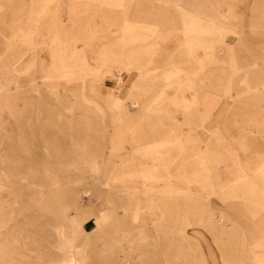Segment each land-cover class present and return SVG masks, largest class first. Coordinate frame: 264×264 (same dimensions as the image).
I'll list each match as a JSON object with an SVG mask.
<instances>
[{"label": "rangeland", "instance_id": "obj_1", "mask_svg": "<svg viewBox=\"0 0 264 264\" xmlns=\"http://www.w3.org/2000/svg\"><path fill=\"white\" fill-rule=\"evenodd\" d=\"M262 165L264 0H0V264H264Z\"/></svg>", "mask_w": 264, "mask_h": 264}, {"label": "bare ground", "instance_id": "obj_2", "mask_svg": "<svg viewBox=\"0 0 264 264\" xmlns=\"http://www.w3.org/2000/svg\"><path fill=\"white\" fill-rule=\"evenodd\" d=\"M177 3V2H176ZM211 21V20H210ZM217 23H219V22H217ZM124 25V24H123ZM224 26V25H223ZM231 26V25H230ZM228 27V26H227ZM235 27V26H234ZM234 29V28H233ZM241 29V28H240ZM125 30V29H124ZM235 30H237V29H235ZM235 32V31H234ZM88 34L91 36L92 34H91V32H90V30H88ZM80 64H81V62H80ZM83 65V64H82ZM121 73H123V72H121ZM120 73V74H121ZM141 74H143L144 72H140ZM68 75V74H67ZM87 75H88V73L86 74V77H87ZM86 77H85V89H86V91L88 92V93H90L92 96H94L95 97V99H97V100H99L100 101V99L103 97L102 96V94L99 92V89H95V87L93 86V85H91V86H89V85H87L86 84ZM156 79V78H155ZM100 98V99H99ZM102 100V99H101ZM103 101V100H102ZM137 105V104H136ZM205 130H206V128H205ZM172 136V135H171ZM110 142H111V144H112V146L113 147H117V146H121L122 145V140H121V136L119 135V134H117L116 132H114L112 135H111V138H110ZM263 166V165H262ZM262 166L260 167V168H262ZM264 167V166H263ZM257 172H258V170H257ZM46 183H51V182H53V178H51L50 177V175L49 174H46ZM237 182V181H236ZM57 183V182H56ZM55 183V184H56ZM38 185V184H37ZM39 185H41V184H39ZM39 187H41V186H39ZM217 194V193H216ZM88 195V194H87ZM214 196V195H213ZM61 203H60V201L58 200V206L60 207L61 205H60ZM232 209H234V210H238V207L237 206H235V207H232ZM135 211H139L138 209H134ZM57 211H60V208H58L57 209ZM149 214V213H148ZM150 215V214H149ZM151 217V216H150ZM60 219H61V217H59ZM152 222V220L150 221V223ZM68 223L72 226V225H75V222H74V220L73 219H70L69 221H68ZM150 223H145V222H142V223H140V224H138V226H139V230H141L142 232H145V227H147V225L148 224H150ZM57 235H58V238H59V241H60V244L62 245V246H66V244H67V242H66V240H65V235H64V229H63V227L62 226H60L58 229H57ZM200 240V239H199ZM85 246V245H84ZM259 256V255H258ZM259 257H264V254H262L261 256H259ZM66 264H74V263H72V262H68V263H66Z\"/></svg>", "mask_w": 264, "mask_h": 264}, {"label": "crops", "instance_id": "obj_3", "mask_svg": "<svg viewBox=\"0 0 264 264\" xmlns=\"http://www.w3.org/2000/svg\"><path fill=\"white\" fill-rule=\"evenodd\" d=\"M191 136H192V135H191ZM192 137H194V136H192ZM196 138H197V137H196ZM199 141H201V140H199V137H198V138H197V143H198V145H199V147H200V143H201V142H199ZM252 164H253V163H252ZM255 168H256V166H255ZM255 168H254V169H255ZM191 180H192V179H191ZM192 181H193V180H192ZM199 183H200V182H198V184H199ZM260 220H261V219H260ZM262 220H264V219H262Z\"/></svg>", "mask_w": 264, "mask_h": 264}]
</instances>
